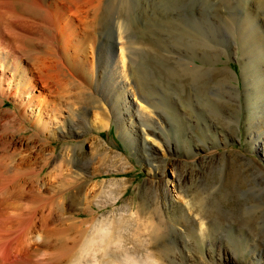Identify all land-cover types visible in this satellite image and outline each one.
<instances>
[{
	"label": "rangeland",
	"instance_id": "1",
	"mask_svg": "<svg viewBox=\"0 0 264 264\" xmlns=\"http://www.w3.org/2000/svg\"><path fill=\"white\" fill-rule=\"evenodd\" d=\"M87 16L86 45L103 48L101 66L94 77L69 74L72 91L59 107L72 118L84 106L89 124L69 122V135L52 136L51 146L31 123L12 132L33 152L46 196H63L56 222L82 226L71 231L76 246L64 264L95 246L100 264H264V0H103ZM123 50L135 58L130 81L153 100L129 98L120 80L115 115L99 72ZM128 99L133 113L137 104L159 113L165 131L145 133L135 113L126 135ZM51 153H70L66 188L57 169L52 176L56 163L44 165ZM92 183L90 204L74 203Z\"/></svg>",
	"mask_w": 264,
	"mask_h": 264
},
{
	"label": "bare ground",
	"instance_id": "2",
	"mask_svg": "<svg viewBox=\"0 0 264 264\" xmlns=\"http://www.w3.org/2000/svg\"><path fill=\"white\" fill-rule=\"evenodd\" d=\"M102 2L0 0V264H64L76 246V237L71 238L70 235L74 229H81V224L76 221L70 224L56 222L57 217L63 215L58 211L63 196H46L50 189L39 177L40 171H37V162L33 161V152L25 153L27 149L24 148L28 144L23 138L14 139L12 132H19L26 122L31 123L35 130L33 136L46 137L43 143L50 145L52 136L69 135V122L78 130H82L86 123L89 124L84 106L74 108L73 117L70 118L64 115V109L59 107V103H63L62 99L69 96V74L76 75L78 72L83 78L87 74L86 70L94 77L97 67L99 69L101 66L103 48L97 41L89 46L86 43L89 32L93 33L89 28L92 26L87 22V14L97 11ZM69 4L76 9L71 11ZM84 29L87 34L82 36ZM125 32L122 27L119 29L120 38ZM112 56V66L107 69L102 64L99 78L107 72L104 80L112 95L114 114H117L119 106L115 104L114 98L118 97L117 82L120 80L129 98H140V102L152 101L150 93L142 92L137 82L133 85L130 81L134 74L133 55L123 50L113 52ZM191 68L197 70L201 66L193 63ZM203 71L208 72L206 69ZM223 85L228 91L225 81ZM6 100H10L13 106L5 107ZM128 104H131L129 99L126 103L127 117L122 119V130L126 135L131 134L136 114L142 120L140 126L145 127V133L149 134V130L155 132V129L165 131V123L159 113L154 118L146 107L137 104L135 114L128 108ZM107 118L101 112L97 113L95 125L98 128L107 126ZM65 154L61 158L49 154L44 165L52 161L56 163L52 176L58 170L60 176H57L65 178L60 186L66 188L69 186L66 179H69L70 153ZM50 182L54 185L56 181L51 179ZM97 187L96 183L80 186L74 193V203L87 202L89 192ZM101 188L104 190L103 185ZM109 189L111 193L116 192L115 185H110ZM201 233H204L203 228ZM98 250L95 246L91 255L83 253L76 264H100L95 255Z\"/></svg>",
	"mask_w": 264,
	"mask_h": 264
}]
</instances>
